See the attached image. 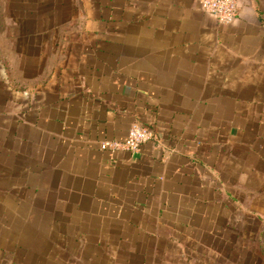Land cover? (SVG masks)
I'll use <instances>...</instances> for the list:
<instances>
[{"label":"crops","instance_id":"1","mask_svg":"<svg viewBox=\"0 0 264 264\" xmlns=\"http://www.w3.org/2000/svg\"><path fill=\"white\" fill-rule=\"evenodd\" d=\"M96 1L68 64L21 67L19 89L0 68L4 232L14 225L19 264H187L214 217L203 204L221 102L250 101L241 77L264 74V0H237L228 25L198 0ZM134 124L154 134L140 151L102 147Z\"/></svg>","mask_w":264,"mask_h":264},{"label":"rangeland","instance_id":"2","mask_svg":"<svg viewBox=\"0 0 264 264\" xmlns=\"http://www.w3.org/2000/svg\"><path fill=\"white\" fill-rule=\"evenodd\" d=\"M100 4L96 0H0V68L13 79L14 87H20L21 67L42 66L48 73L58 60L62 66L68 64V53L76 42L93 33L90 22L100 19ZM241 78L250 80L253 89L236 92V97L246 93L250 101L221 102V139L215 142L218 159L207 168L205 178L213 184L214 199H209L212 193L207 191L203 204L207 215L210 211L214 217L204 219L203 253L189 255L187 264H264V74ZM207 142L208 152L211 143ZM53 221V225L69 227L67 220L43 222L52 227L49 222ZM0 222V264H19V236L14 235V225L10 223L4 232L5 220ZM28 222L34 230L30 237L35 238L39 220ZM45 236L58 243L78 242L80 237Z\"/></svg>","mask_w":264,"mask_h":264},{"label":"built area","instance_id":"3","mask_svg":"<svg viewBox=\"0 0 264 264\" xmlns=\"http://www.w3.org/2000/svg\"><path fill=\"white\" fill-rule=\"evenodd\" d=\"M205 13L213 15L220 25L233 22L237 14V0H198ZM154 139V134L148 128L134 124L123 140L106 141L102 147L110 152H138L148 142Z\"/></svg>","mask_w":264,"mask_h":264}]
</instances>
